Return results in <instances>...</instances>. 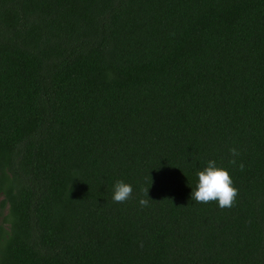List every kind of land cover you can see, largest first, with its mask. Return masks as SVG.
<instances>
[{
    "label": "trees",
    "instance_id": "trees-1",
    "mask_svg": "<svg viewBox=\"0 0 264 264\" xmlns=\"http://www.w3.org/2000/svg\"><path fill=\"white\" fill-rule=\"evenodd\" d=\"M0 214V264H264V0H0Z\"/></svg>",
    "mask_w": 264,
    "mask_h": 264
},
{
    "label": "clouds",
    "instance_id": "clouds-1",
    "mask_svg": "<svg viewBox=\"0 0 264 264\" xmlns=\"http://www.w3.org/2000/svg\"><path fill=\"white\" fill-rule=\"evenodd\" d=\"M231 159L229 164L236 165L240 152L236 148L230 149ZM240 170L244 169V164H239ZM198 183L191 192V200L196 203L207 204L217 202L220 209L231 208L234 206L238 189L233 186L232 178L229 172L222 167H217L216 161L209 160L203 170L197 172ZM78 178V177H77ZM148 197V188L143 190ZM132 186L123 181H117L114 185L112 200L116 203H123L132 196ZM149 200L140 199L141 207H147Z\"/></svg>",
    "mask_w": 264,
    "mask_h": 264
},
{
    "label": "rangeland",
    "instance_id": "rangeland-1",
    "mask_svg": "<svg viewBox=\"0 0 264 264\" xmlns=\"http://www.w3.org/2000/svg\"><path fill=\"white\" fill-rule=\"evenodd\" d=\"M1 219H2V216H1V214H0V221H1Z\"/></svg>",
    "mask_w": 264,
    "mask_h": 264
}]
</instances>
